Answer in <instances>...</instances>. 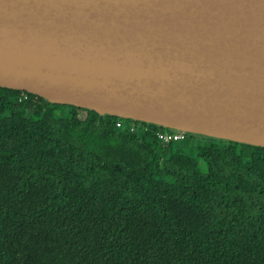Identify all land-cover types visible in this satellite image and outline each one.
<instances>
[{
  "label": "trees",
  "instance_id": "trees-1",
  "mask_svg": "<svg viewBox=\"0 0 264 264\" xmlns=\"http://www.w3.org/2000/svg\"><path fill=\"white\" fill-rule=\"evenodd\" d=\"M122 120L0 88V264H264V148Z\"/></svg>",
  "mask_w": 264,
  "mask_h": 264
},
{
  "label": "water",
  "instance_id": "water-1",
  "mask_svg": "<svg viewBox=\"0 0 264 264\" xmlns=\"http://www.w3.org/2000/svg\"><path fill=\"white\" fill-rule=\"evenodd\" d=\"M0 88L264 148V0H0Z\"/></svg>",
  "mask_w": 264,
  "mask_h": 264
},
{
  "label": "built area",
  "instance_id": "built-area-1",
  "mask_svg": "<svg viewBox=\"0 0 264 264\" xmlns=\"http://www.w3.org/2000/svg\"><path fill=\"white\" fill-rule=\"evenodd\" d=\"M24 99L26 100L27 97L25 96ZM116 126L117 128L122 129L126 127V124L124 123V120H122V121H119ZM139 129L147 130L146 128L142 126V123L140 122H134L129 127V130L132 133L137 132ZM186 136L187 134L180 133V132H174V131L158 133L159 140L165 143L181 141V140H184Z\"/></svg>",
  "mask_w": 264,
  "mask_h": 264
}]
</instances>
